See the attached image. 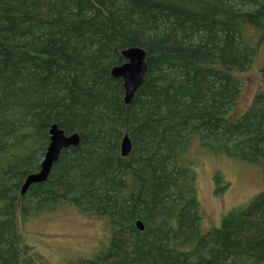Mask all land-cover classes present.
I'll return each mask as SVG.
<instances>
[{
	"label": "trees",
	"instance_id": "1",
	"mask_svg": "<svg viewBox=\"0 0 264 264\" xmlns=\"http://www.w3.org/2000/svg\"><path fill=\"white\" fill-rule=\"evenodd\" d=\"M249 30L264 42V0H0V264H36L17 221L63 205L110 224L109 247L79 264H264V191L203 234L184 163L198 139L264 167V92L228 117L258 48ZM129 48L148 70L126 104L111 71ZM52 125L79 144L22 195Z\"/></svg>",
	"mask_w": 264,
	"mask_h": 264
},
{
	"label": "rangeland",
	"instance_id": "2",
	"mask_svg": "<svg viewBox=\"0 0 264 264\" xmlns=\"http://www.w3.org/2000/svg\"><path fill=\"white\" fill-rule=\"evenodd\" d=\"M250 41L258 46L252 67L237 74L241 93L229 113L237 121L252 106L255 97L264 92V42L261 35L249 30ZM260 43V44H258ZM185 165L196 171V190L200 204L203 234L219 228L224 215L247 206L264 191V167L253 166L225 155L215 156L195 139L184 157ZM224 186L218 192L216 178ZM23 258H34L36 264H79L93 260L105 251L111 241L109 222L97 215H86L63 205L45 211L28 222L17 221Z\"/></svg>",
	"mask_w": 264,
	"mask_h": 264
},
{
	"label": "water",
	"instance_id": "3",
	"mask_svg": "<svg viewBox=\"0 0 264 264\" xmlns=\"http://www.w3.org/2000/svg\"><path fill=\"white\" fill-rule=\"evenodd\" d=\"M122 56L127 62L113 68L112 75L116 79L123 80L125 91L124 101L126 104H129L146 76L148 70L147 53L140 48H129L122 51ZM49 133L50 143L42 161L41 170L39 173L27 177L21 190L22 195H25L31 185L45 182L51 172L53 164L58 161L63 150L77 146L80 141L77 134L67 136L57 125H52ZM131 150V140L126 135L122 141L121 155L127 157ZM136 226L139 230H144V226L140 221L137 222Z\"/></svg>",
	"mask_w": 264,
	"mask_h": 264
},
{
	"label": "bare ground",
	"instance_id": "4",
	"mask_svg": "<svg viewBox=\"0 0 264 264\" xmlns=\"http://www.w3.org/2000/svg\"><path fill=\"white\" fill-rule=\"evenodd\" d=\"M112 72V71H111ZM113 76V75H112ZM71 136V135H70ZM126 136V135H125ZM124 136V137H125ZM131 153V152H130ZM46 154V153H45ZM42 164V163H41ZM40 170H41V168H40ZM40 172V171H39ZM39 172H37V173H39ZM37 173H34V174H37ZM32 175V174H31ZM30 176V175H29ZM26 181V180H25ZM24 185V184H23ZM23 187V186H22ZM142 223V222H141ZM143 224V223H142Z\"/></svg>",
	"mask_w": 264,
	"mask_h": 264
}]
</instances>
